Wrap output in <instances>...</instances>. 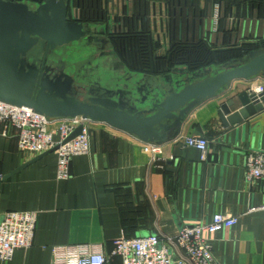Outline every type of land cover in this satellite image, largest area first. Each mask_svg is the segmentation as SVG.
I'll return each mask as SVG.
<instances>
[{
    "label": "crops",
    "instance_id": "1",
    "mask_svg": "<svg viewBox=\"0 0 264 264\" xmlns=\"http://www.w3.org/2000/svg\"><path fill=\"white\" fill-rule=\"evenodd\" d=\"M198 1L199 8L207 9L202 21L185 13L190 0L181 5L183 15L178 16L177 8L175 20L178 24L181 17L180 24L188 25V36L207 38L219 47L264 37V5L240 2V8L233 5L223 16L226 5L220 2L219 17L213 19L214 1ZM134 4L143 7V0ZM260 85L264 78L235 80L188 115L178 137H205L204 158L175 138L157 145L160 152L151 161L143 142L99 123L90 136L89 154L72 157L65 179L57 178L56 152L26 164L38 155L20 151L16 130L3 134L0 123V218L7 211L38 213L32 245L0 264H51L52 246L69 244L91 243L108 252L112 240L123 233L172 236L214 213L237 217L234 226L211 236L217 264H264V180L251 183L244 175L247 154L264 151V115L262 135L254 140L241 124L223 127L217 115L229 96ZM107 264L121 261L115 257Z\"/></svg>",
    "mask_w": 264,
    "mask_h": 264
},
{
    "label": "water",
    "instance_id": "2",
    "mask_svg": "<svg viewBox=\"0 0 264 264\" xmlns=\"http://www.w3.org/2000/svg\"><path fill=\"white\" fill-rule=\"evenodd\" d=\"M90 27L87 21L71 16V4L66 0H43L35 9L23 2L0 0V101L28 107L48 119L81 116L121 130L143 143L160 145L179 135L195 107L219 96L233 81L264 78V47H260L243 58L195 71L179 65L159 73L135 71L141 74L135 81L140 88L125 84L97 87L87 93L63 68L56 70L47 65L46 58L56 48L98 32ZM102 33L111 38L115 34L107 28ZM106 37L100 40L107 41ZM174 37L173 28L169 47L174 44ZM38 45L43 52L39 63L32 57ZM161 56L164 54L156 55ZM141 88L146 90L144 95ZM217 115L223 127L241 124V130L248 129L254 140L256 134L262 135L264 88L260 92L247 88L232 94L220 103ZM79 132L80 127L66 140Z\"/></svg>",
    "mask_w": 264,
    "mask_h": 264
},
{
    "label": "built area",
    "instance_id": "3",
    "mask_svg": "<svg viewBox=\"0 0 264 264\" xmlns=\"http://www.w3.org/2000/svg\"><path fill=\"white\" fill-rule=\"evenodd\" d=\"M101 9L108 14L109 30L123 35L126 41L134 34L145 33L156 43L153 55H162L170 48L171 5L165 0H143V7L134 0H109ZM212 18L220 14V2L213 3ZM133 28H131V26ZM143 32V34H145ZM145 34V35H146ZM258 38L253 41L255 42ZM125 41V43H126ZM242 43H238L239 46ZM152 46V44H151ZM118 53L127 54L125 45ZM152 59V66L156 63ZM252 88V87H251ZM263 85L253 88L262 91ZM0 123L3 134L15 129L20 151L40 155L49 150L57 154V178L70 176L69 164L73 156L89 154L90 136L99 124L88 118L48 119L25 106H14L0 101ZM80 127V132L70 140L68 136ZM185 147H193L204 158L208 140L203 136L176 137ZM145 151L156 160L160 148L155 144L142 143ZM244 175L248 182L264 180V151H252L246 156ZM264 209V206H262ZM254 208H251L253 210ZM38 213L31 210L7 211L0 218V260H9L16 250H26L32 243ZM237 223V217L214 213L207 221L183 226L175 235L147 234L127 236L124 233L112 240V248L103 252L95 244H69L52 246L51 264H107L118 257L121 264H217L212 255L211 236Z\"/></svg>",
    "mask_w": 264,
    "mask_h": 264
},
{
    "label": "trees",
    "instance_id": "4",
    "mask_svg": "<svg viewBox=\"0 0 264 264\" xmlns=\"http://www.w3.org/2000/svg\"><path fill=\"white\" fill-rule=\"evenodd\" d=\"M168 4L171 5V11H169L170 15V39L172 41V32L174 28V44L166 51L164 56L157 58L153 55V59L156 61V70L167 67H172L175 65L183 66L189 70L195 71L197 69L207 67L210 65H218L225 63L227 61L240 59L245 57L251 50L258 49L260 47H264V37H259L255 42H244L237 46L238 43L224 44L222 47H219L215 42L209 41V39L204 37H190L188 36V25L180 24L182 23V18L179 17V21L177 24L176 14L177 8L180 10V14L178 16L183 15L182 6L188 5V0H165ZM196 0H190L191 8L186 10L185 13H190L192 16L197 15L199 17V21H202V17L207 15V9L199 8V1L195 3ZM205 2H225L224 15L227 16L226 12L230 10L231 6H236L237 9L240 6V2H248L249 4L258 3L260 6L264 5V2L259 0H204ZM237 2V3H236ZM194 3L196 5H194ZM181 6V7H180ZM240 8V7H239ZM242 10V9H241ZM184 13V14H185ZM239 14V13H237ZM251 15V14H250ZM259 15V14H258ZM262 15L260 14L259 17ZM185 23L188 24V21L185 19ZM174 25V27H173ZM131 26V25H130ZM131 28H133L131 26ZM145 29V26L142 29V33ZM146 34V33H145ZM141 35V34H140ZM139 35L134 34L131 39H128L120 43V48H123L125 45L127 54H120L121 60L128 65V71H141V72H152V54L156 50V43H152L147 37L148 35H144V38H138ZM119 40V39H118ZM228 43V42H227ZM152 44V46H151ZM157 72V71H155ZM127 236H133L129 233H125Z\"/></svg>",
    "mask_w": 264,
    "mask_h": 264
},
{
    "label": "rangeland",
    "instance_id": "5",
    "mask_svg": "<svg viewBox=\"0 0 264 264\" xmlns=\"http://www.w3.org/2000/svg\"><path fill=\"white\" fill-rule=\"evenodd\" d=\"M106 26L107 25L103 23L91 24L90 29L96 28L100 34L96 35L93 33L90 37L86 36L77 42L56 48V53H60L59 56L61 60L64 61L65 72L71 74L75 81L80 78L81 86L86 88L85 91L87 93L88 90H93L97 87L113 88L125 84L128 87L140 88V86L135 85V81L137 80L132 79L137 73L128 72L131 76L130 80L125 77V72L123 73L122 69L113 67V61L116 62L119 57L111 50L108 40V43L106 41L108 51L93 56L96 53L94 49L97 50L96 48L101 49L102 47L98 42L100 43V39L105 36L102 32L105 31ZM79 67H82V71H79ZM140 75L137 74L136 78L138 79V76ZM145 93L146 90H144V94ZM87 95L88 94H86V96Z\"/></svg>",
    "mask_w": 264,
    "mask_h": 264
},
{
    "label": "flooded vegetation",
    "instance_id": "6",
    "mask_svg": "<svg viewBox=\"0 0 264 264\" xmlns=\"http://www.w3.org/2000/svg\"><path fill=\"white\" fill-rule=\"evenodd\" d=\"M7 1L23 2V3L27 4L29 6V8H32V9H35L39 4H41L43 2V0H7ZM66 1L71 4V16L72 17L82 19V20H84V22L87 21L90 24L103 23V24L107 25L106 26L107 29L109 28L110 20L108 18V14L101 9V7H103L101 5H106L109 0H66ZM124 1H128V0H120V3L123 4ZM94 34L97 35L100 33L97 32ZM116 35L117 36H115V34H114L113 38H111L108 33H106V35H105L108 37V38L107 37L106 38L109 40L111 50L114 52V54L116 56L119 57L116 62L113 61V67L120 68V69L124 68V67L128 68L127 63H124L121 60L120 54L118 53V52L122 51L121 48L119 47L120 43L122 44V42L126 41V39L123 38V35H119V34H116ZM144 35L145 34L141 33V35H139L138 38H140V37L144 38ZM147 38L150 40L151 37L149 38V36H148ZM107 43H106V41H103V40H101L100 43L98 42V44L100 46H102L103 48L102 47H101V49L96 48L97 50L94 49V51H96V53L93 56L99 55L100 53L108 51ZM56 50L57 49L48 53V56L46 58V64L50 65L51 67H55L56 70L60 69V68L65 69L64 61L61 60V58L59 56L60 53H58V52L56 53ZM42 56H43V52H42L40 46L38 45V47L34 50L32 57H34V60H36L38 62ZM154 66L155 67L153 69L154 70L153 72L157 71L159 73L162 70L167 69V68L166 69L160 68V69L156 70V68L159 66H156V64ZM78 69H79V71H82V67H79ZM157 72H155V73H157ZM53 73H54V71H53ZM125 75H126L125 76L126 78L130 77L128 72ZM76 83L79 85H82L80 78H78L76 80ZM143 91H144V89L141 88V93Z\"/></svg>",
    "mask_w": 264,
    "mask_h": 264
}]
</instances>
